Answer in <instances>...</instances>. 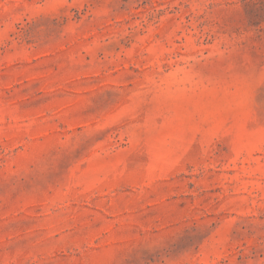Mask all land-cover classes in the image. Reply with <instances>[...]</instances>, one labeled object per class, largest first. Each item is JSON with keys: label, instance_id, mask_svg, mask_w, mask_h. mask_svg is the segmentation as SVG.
Listing matches in <instances>:
<instances>
[{"label": "rangeland", "instance_id": "rangeland-1", "mask_svg": "<svg viewBox=\"0 0 264 264\" xmlns=\"http://www.w3.org/2000/svg\"><path fill=\"white\" fill-rule=\"evenodd\" d=\"M0 264H264V0H0Z\"/></svg>", "mask_w": 264, "mask_h": 264}]
</instances>
